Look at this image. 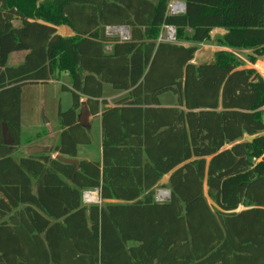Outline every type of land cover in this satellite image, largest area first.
I'll use <instances>...</instances> for the list:
<instances>
[{
	"label": "trees",
	"instance_id": "16d2710c",
	"mask_svg": "<svg viewBox=\"0 0 264 264\" xmlns=\"http://www.w3.org/2000/svg\"><path fill=\"white\" fill-rule=\"evenodd\" d=\"M180 1L185 12L171 14L170 0H0V264H264V77L228 50L195 63L198 45L182 44L251 49L255 64L264 0ZM113 26L129 38L110 37ZM163 26L175 27L174 42L159 40ZM63 72L73 103L59 111L58 142L15 156L23 86ZM105 83L127 94L109 105ZM165 93L175 105H162ZM83 98L101 112L102 161L75 172L54 156L91 143L78 123ZM168 174L170 198L158 202L153 188ZM86 188L103 204L85 205Z\"/></svg>",
	"mask_w": 264,
	"mask_h": 264
},
{
	"label": "rangeland",
	"instance_id": "374dc122",
	"mask_svg": "<svg viewBox=\"0 0 264 264\" xmlns=\"http://www.w3.org/2000/svg\"><path fill=\"white\" fill-rule=\"evenodd\" d=\"M182 1L180 0H170L169 3V12L172 14V7L178 5ZM15 25H20L19 21L14 22ZM128 35L122 36L120 32L112 31L110 27L107 28V34L110 37H119L123 39L124 37H129V28H126ZM168 28L163 29V35L165 36L167 33ZM215 35V33H214ZM215 37V36H214ZM174 42V41H171ZM185 43H193L190 41H184ZM198 45L197 51L195 53L194 62L195 63H203V62H210L214 57L215 51L219 48L215 42H209V44L203 43H193ZM253 51L251 49H241L236 50L235 54L242 59L245 66L255 67L259 73L263 76L259 68L260 63H264L263 57H258L257 62L253 65L248 58L249 54H252ZM18 54L13 53L9 57L8 64L9 65H16ZM264 77V76H263ZM70 80L69 76L66 73L61 74L60 80H53L44 83H28L23 86L22 92V136L26 139L29 135H32L36 132H43L47 131L46 134L41 135L38 139H32L31 143L28 144L25 139L24 142L17 148L15 152V156H19L21 154L26 155V148L29 145L39 144V145H48V140L50 137H53L54 146L57 143L59 137V129L55 128L52 130H48L52 126L56 125L59 120V111L60 108L67 110L72 106L73 98L70 92H66L62 90V85L64 83H68ZM121 93L120 90L114 89L110 84L105 83L103 85V97L108 98V104H114L115 96ZM85 100V98H83ZM160 101L163 106L167 105H175L177 101V97L173 93H165L160 96ZM63 110V111H64ZM264 112V107H263ZM97 115H91L92 125L91 129L88 130L91 136V143L85 144L81 146V153L82 155L87 156L88 159L94 161H100L102 159V151H101V120ZM96 117V118H95ZM264 117V113H263ZM48 120L46 122L45 120ZM32 133V134H30ZM264 134V131L262 132ZM252 139L251 136H245L243 140H250ZM77 153V159L83 157ZM96 192V188H86L83 191V203L85 205L91 204H103V201L100 198L99 192L97 191L98 199L96 201H92V203L84 202V192ZM168 192L167 196L161 194V192ZM204 193L206 196L207 201L209 204L216 209L217 206L215 202L210 198L208 194V188L205 186ZM153 198L158 202H165L170 198V188H169V174L163 176V178L159 181V183L153 188L152 191ZM94 202V203H93ZM240 207L239 209H242Z\"/></svg>",
	"mask_w": 264,
	"mask_h": 264
},
{
	"label": "water",
	"instance_id": "95a60500",
	"mask_svg": "<svg viewBox=\"0 0 264 264\" xmlns=\"http://www.w3.org/2000/svg\"><path fill=\"white\" fill-rule=\"evenodd\" d=\"M184 7H183V12H185V3L182 2ZM128 28L127 26H113L110 28L116 29V28ZM129 37H126L125 39H128ZM1 71V68H0ZM90 117H91V112L89 110V106L87 104V102L85 100L81 101V107L78 113V123L83 126L84 128H86L87 130H90L91 125H90ZM46 122H48V120H45ZM2 132H3V138H4V143L8 146H12L14 144V140L6 126V124H3V128H2ZM54 139L53 137H50L48 140V145H38V144H33V145H29L26 148V155H35V154H40V153H45L49 150V148L53 145ZM56 159L64 162V163H68V164H72L75 166V172H77L80 168V160L77 158H69L66 156H63L59 153H57L54 156Z\"/></svg>",
	"mask_w": 264,
	"mask_h": 264
},
{
	"label": "crops",
	"instance_id": "0c3cea01",
	"mask_svg": "<svg viewBox=\"0 0 264 264\" xmlns=\"http://www.w3.org/2000/svg\"><path fill=\"white\" fill-rule=\"evenodd\" d=\"M18 26V25H17ZM57 30H58V33L59 34H61V35H63V36H71V35H73V32H72V30L68 27V26H65V25H61V26H57ZM224 32H225V30L224 29H221V28H215L214 30H213V32H212V35H213V37L215 36H219V35H222V34H224ZM214 33H215V35H214ZM183 45H185V46H191V45H194L193 43H189V44H187V43H185V42H183L182 43ZM203 44H209V42H205V43H203ZM217 44V43H216ZM217 47H219L216 51H219V50H228V51H232V52H234L235 53V49H231V48H228V47H224V46H221V45H219V44H217ZM215 51V52H216ZM14 53H16V54H18V57L16 58L17 59V64H19V63H21L22 62V60L24 59V57L26 56V54L28 53L27 51H21V52H14ZM13 54V53H12ZM261 57H263L264 58V56H261ZM16 64V65H17ZM254 65V64H253ZM255 66V65H254ZM60 78H61V75H58L57 77H55V78H53V79H51V80H49V81H53V80H60ZM69 84H70V80H69V82L68 83H64V85H68L69 86ZM127 94V91H121V93H119L117 96H115L114 98H112V99H115V101L117 100V99H119V98H121V97H123L124 95H126ZM104 98V97H103ZM105 99H108V98H105ZM101 100V99H100ZM111 105H113V104H111ZM167 106H173V105H167ZM60 110L61 111H63L64 109H62V108H60ZM96 117H99L100 118V120H101V112L99 113V114H97V116ZM95 117V118H96ZM92 120L93 119H91L90 118V125H92ZM58 126H59V120H58V122L56 123V125H54V126H52L51 128H49L48 130H52V132L54 131L53 129H55V128H58ZM91 129V128H90ZM59 131V136H60V133H61V131L62 130H58ZM30 134H32V133H30ZM100 139H101V142H100V145L102 144V128H101V137H100ZM58 140H59V137H58ZM58 140H57V142H58ZM39 145V144H38ZM83 145H85V144H79L78 146H77V150H78V154L79 155H82L83 153H81V146H83ZM101 151H102V146H101ZM83 157H81V158H79V160H88V161H94V160H90V159H88L87 158V156H85V155H82ZM102 161V159L100 160V161H95V162H101ZM96 190H98V192H99V189L98 188H96ZM92 203V202H91ZM94 203V202H93Z\"/></svg>",
	"mask_w": 264,
	"mask_h": 264
},
{
	"label": "bare ground",
	"instance_id": "6f19581e",
	"mask_svg": "<svg viewBox=\"0 0 264 264\" xmlns=\"http://www.w3.org/2000/svg\"><path fill=\"white\" fill-rule=\"evenodd\" d=\"M183 7H184V5H183V3L181 2V3H179L178 5H174L173 6V9L175 10V11H180V10H182L183 9ZM111 29H113V28H111ZM114 30H117L118 32H120L121 34H122V36L124 35H128V32H127V29L126 28H116V29H114ZM258 69H260V71H261V73L263 74V76H264V63H260L259 64V68ZM161 194H163L164 196H167L168 195V192H166V191H164V192H161ZM85 199H86V201H88V202H92V201H96L97 199H98V195L95 193V192H87L86 193V195H85Z\"/></svg>",
	"mask_w": 264,
	"mask_h": 264
},
{
	"label": "built area",
	"instance_id": "2783aa9c",
	"mask_svg": "<svg viewBox=\"0 0 264 264\" xmlns=\"http://www.w3.org/2000/svg\"><path fill=\"white\" fill-rule=\"evenodd\" d=\"M175 13H183V9L180 10V11H175L173 9V7H172V14H175ZM166 28H168V30H167L166 35L164 36L163 35V29H166ZM163 29H162V32H161V34L159 36V40H163V41H175L176 40V36H175L176 30H175V27H173V26H163ZM112 31H115L116 33L118 32L117 30H114V29H112ZM125 38L126 37H124L123 39H125ZM97 191L98 190H96V192H95L96 194H97ZM87 192L90 193V191H85L84 192V202H86V203H88V201H86V199H85V195H86Z\"/></svg>",
	"mask_w": 264,
	"mask_h": 264
}]
</instances>
